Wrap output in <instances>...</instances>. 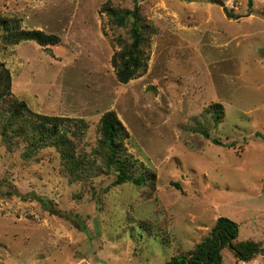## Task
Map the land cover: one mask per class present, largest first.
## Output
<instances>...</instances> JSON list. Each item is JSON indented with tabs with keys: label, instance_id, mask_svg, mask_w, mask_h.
<instances>
[{
	"label": "rangeland",
	"instance_id": "1",
	"mask_svg": "<svg viewBox=\"0 0 264 264\" xmlns=\"http://www.w3.org/2000/svg\"><path fill=\"white\" fill-rule=\"evenodd\" d=\"M135 1L148 26V63L123 83L113 65L122 33L101 9ZM247 1L0 0V14L24 29L61 38L55 46L0 39L14 95L35 113L83 118L75 141L94 157L101 118L114 110L128 151L156 175L143 188L107 190L105 173L93 199L65 176L54 148L24 159L27 142L9 149L0 141V264H164L222 216L238 223L235 242L264 245V0L252 10ZM128 215L157 221L159 236ZM222 255L220 264H264L263 251L249 261L228 247Z\"/></svg>",
	"mask_w": 264,
	"mask_h": 264
},
{
	"label": "trees",
	"instance_id": "2",
	"mask_svg": "<svg viewBox=\"0 0 264 264\" xmlns=\"http://www.w3.org/2000/svg\"><path fill=\"white\" fill-rule=\"evenodd\" d=\"M247 2L249 9L252 10L254 0ZM141 7V3L137 1L131 8H122L108 2L101 9L113 28L122 33L117 39L122 46L113 56V65L119 81L123 83L142 75L147 68L148 56L144 45L148 26L143 21ZM230 16L233 15L230 14ZM0 33V39L4 45L35 41L43 46H55L61 41L57 34L40 29H24L18 17L2 14H0ZM123 34L127 35V41L124 40ZM212 107H214L213 120L219 124L223 108L219 103ZM84 127H87V123L83 118L42 115L32 111L26 101L14 95L11 71L0 60V141L2 144L11 149L16 141L27 142L22 153L24 159H31L42 149L54 148L60 158L65 176L71 183L80 186L82 195L89 193L93 199H97L99 195L96 186L97 178L105 173L113 177L107 190L112 186L127 183L138 188L154 183L155 172L135 159L128 151L125 140L129 137V132L114 110L105 112L101 118L100 137L94 153L96 157L88 155L83 148H78L75 141ZM204 135L211 137L208 132H204ZM214 142L220 143L217 138ZM171 183L177 188L181 186L178 182ZM7 194L17 193L7 191ZM127 218L128 222L137 224L136 226L145 234L159 236L156 233L160 232L161 227L157 221L149 217L135 219L132 215H128ZM125 229H128L126 224ZM238 236V223L228 217H219L210 234L197 243L192 250L176 253L164 264H220L223 260L222 250L225 247L230 248L243 261H249L259 251L264 252L262 242L253 240L235 242Z\"/></svg>",
	"mask_w": 264,
	"mask_h": 264
}]
</instances>
